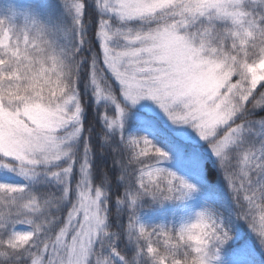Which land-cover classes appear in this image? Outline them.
Here are the masks:
<instances>
[{
    "label": "snow or ice",
    "instance_id": "snow-or-ice-1",
    "mask_svg": "<svg viewBox=\"0 0 264 264\" xmlns=\"http://www.w3.org/2000/svg\"><path fill=\"white\" fill-rule=\"evenodd\" d=\"M0 8V264H264V0Z\"/></svg>",
    "mask_w": 264,
    "mask_h": 264
},
{
    "label": "trees",
    "instance_id": "trees-1",
    "mask_svg": "<svg viewBox=\"0 0 264 264\" xmlns=\"http://www.w3.org/2000/svg\"><path fill=\"white\" fill-rule=\"evenodd\" d=\"M9 4L12 8V11L14 12V11H19V10H22V9L28 7L30 4V0H27V2L22 6L21 5H15L14 1H12V0H9ZM11 14H12V12H9L6 8H0V17L8 16ZM93 115H95V113H93ZM127 131L128 132L133 131L131 134L135 133L137 135H141V134L142 135H149V133L142 126L133 125L132 121H130L129 124L127 125ZM166 166L172 168L173 170H176L175 166L171 160L167 162ZM213 171H214V169H213ZM182 174H185V173H182ZM187 176H188L189 180H191L193 183H196L197 186L199 187L200 180H199L197 175L188 173ZM3 178L4 177L0 176V179H3ZM6 179H7V182H11V183H22L23 182L22 179L16 178V177H13L10 175H8L6 177ZM202 202H203L202 198L199 195H197L191 201L188 202L189 209L199 208V206L202 204ZM187 213H188V209L185 210L186 216H187ZM161 218L171 220L173 218L172 211L171 210H163L160 212H156L152 215L144 217V222H146V223L158 222ZM244 239H245V237L243 234H241L238 237H235L234 241L231 242V249L234 250V252H232L228 255H225L224 258L227 260L241 259L243 257V253L241 251V245H242ZM260 259H261V257H259V256H257L255 258V260L257 261V264H259Z\"/></svg>",
    "mask_w": 264,
    "mask_h": 264
},
{
    "label": "rangeland",
    "instance_id": "rangeland-1",
    "mask_svg": "<svg viewBox=\"0 0 264 264\" xmlns=\"http://www.w3.org/2000/svg\"><path fill=\"white\" fill-rule=\"evenodd\" d=\"M25 1H26V0H14V2H15L16 5H24V4H25ZM142 103H144V104H150L151 102H149V101H144V102H142ZM132 132H133V131H131V132H129V133L131 134ZM134 134H135V133H134ZM8 175L13 176V177H16V178H20V177H18V176L13 175V174H8ZM20 179H22V178H20Z\"/></svg>",
    "mask_w": 264,
    "mask_h": 264
}]
</instances>
